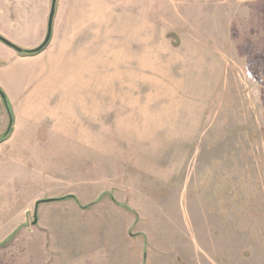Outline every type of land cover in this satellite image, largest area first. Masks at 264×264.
Returning a JSON list of instances; mask_svg holds the SVG:
<instances>
[{"label":"rangeland","instance_id":"obj_1","mask_svg":"<svg viewBox=\"0 0 264 264\" xmlns=\"http://www.w3.org/2000/svg\"><path fill=\"white\" fill-rule=\"evenodd\" d=\"M46 1L0 0L1 33L36 43ZM55 6L38 63L0 43V147L29 162L25 205L0 219V264L84 250L93 264L100 250L112 264H264V0ZM49 198L51 220L34 224ZM39 225L54 251L34 247Z\"/></svg>","mask_w":264,"mask_h":264},{"label":"crops","instance_id":"obj_2","mask_svg":"<svg viewBox=\"0 0 264 264\" xmlns=\"http://www.w3.org/2000/svg\"><path fill=\"white\" fill-rule=\"evenodd\" d=\"M51 0H47L46 3H45V9L43 11V18H42V23H43V31H44V36L41 37L36 43H33V45H29L27 48H23L21 47L23 50L25 51H30V50H34L35 48L39 47L41 44H42V41L44 42L45 38L46 37V31L47 30V25H48V21H49V15H50V5H51ZM2 12V10L0 11V13ZM3 14V12H2ZM53 33L55 32L53 29H52ZM2 31L0 30V36L6 38L7 40H10L9 38H7L3 33H1ZM44 39V40H43ZM52 40V39H51ZM10 42H12L10 40ZM41 42V43H40ZM51 42V41H50ZM50 42H49V45H50ZM0 43H2L0 41ZM13 43V42H12ZM14 44V43H13ZM2 45H5L2 43ZM17 45V44H15ZM48 45V46H49ZM7 46V45H6ZM37 46V47H36ZM47 46V47H48ZM9 47V46H8ZM46 47V48H47ZM14 50V49H13ZM17 54H18V58H20L19 56H21V59H25V58H28L30 60H34L36 62L37 60V63H38V60H39V54L37 56H33V57H28V56H25L24 54L22 55V53H18L17 51H15ZM43 68L45 69H48L49 67H47L46 64L42 65ZM11 68V63L8 62V58L7 57H3L2 55H0V71H9ZM40 73V71H39ZM38 73V75H39ZM3 88L5 93L9 94V90L2 84V82H0V89ZM11 99V102L14 103L15 102V98L14 97H10ZM1 101V100H0ZM1 103V102H0ZM4 104V102H2ZM1 105V104H0ZM6 111V115H8V111ZM7 121L6 119H3L0 120V128L1 130L2 129H6L7 128ZM3 132V130L1 131V133ZM8 132V130H7ZM3 146L0 147V155H5L4 159H0V174L1 173H6V178H4L5 180H1L0 181V189H3V196L0 197V204H2L4 206V209H0L1 211V214L0 215V219H9V217H7V213H8V209L9 207L13 206V205H18L22 202V204L25 205V202L23 201H18V197H17V194H16V190H19L22 189V185H24L25 187H27V184L26 182L22 183L18 177L19 174L24 176V173L23 172H28L27 170L29 169V162H26V160L22 159L23 155L20 154V157L21 159L19 160V155L16 156H12V155H8L7 150H4L2 149ZM4 153V154H3ZM13 157V159L11 158ZM28 164V165H27ZM28 166V167H27ZM14 168V170H13ZM10 169H12L11 171L12 172H17V175H12V174H9L8 172H11L9 171ZM9 174V175H8ZM9 176V177H8ZM18 176V177H17ZM7 191V192H6ZM13 194V195H12ZM4 197L7 199H4ZM53 198H49V199H43V200H39V201H36V205H35V213H34V216H35V219L39 222L40 220L42 221H45L46 219H50V216L51 215H47L45 214V212L42 213V208L45 206V205H49L50 203H53V201H50L52 200ZM27 203V202H26ZM43 205V206H42ZM5 215V217L3 216ZM39 216V218H38ZM68 218V216H67ZM127 224L128 223H125L124 226L125 228L127 227ZM41 225V224H40ZM39 225V228H37L38 231H36L34 234V240H33V245L34 247L36 248V250L40 251L43 249V245L45 243V241H49L50 245V250L54 251L53 250V243L55 242L56 243V235H55V230H54V227L53 226H50L48 225V227H42ZM115 224H108V227H107V230L111 232V234L108 235V239H105V237L103 238L102 240V243H108V244H112L113 245V242H114V237L115 235H113V233L115 234ZM101 243V241H100ZM43 251V250H42ZM95 254H92L91 256H94ZM89 253L87 250H84V253L81 252L80 253V256L76 257V256H71L68 260V263L66 264H93L91 263L90 261H88L89 259ZM97 256L96 258H92L93 260L96 259L97 261V264H112L111 262V258H112V254L109 253V252H101L98 251L97 252Z\"/></svg>","mask_w":264,"mask_h":264},{"label":"water","instance_id":"obj_3","mask_svg":"<svg viewBox=\"0 0 264 264\" xmlns=\"http://www.w3.org/2000/svg\"><path fill=\"white\" fill-rule=\"evenodd\" d=\"M55 5H57V0H52V5H50L51 6V11H50V15H49V18H48L49 19V21H48V30H46L47 31V35L45 37L44 42H42V44L39 47L35 48L34 50L25 51L22 48L18 47L17 45L13 44L12 42H10L9 40H7L6 38H4L2 36H0V41L3 44L9 46L10 48H13L18 53H22L23 54L24 52H32V53H37L38 54V53L42 52L49 45V42L51 41L52 32H53L52 29H53V23H54V18L53 17H55V13H56V6ZM0 96L3 99V101L5 102V104H7L6 95L3 94V92L1 90H0ZM11 127H12V120L10 122L9 129H11ZM9 129H7L8 132L10 131ZM36 223H37V220L35 219L34 224H36Z\"/></svg>","mask_w":264,"mask_h":264},{"label":"trees","instance_id":"obj_4","mask_svg":"<svg viewBox=\"0 0 264 264\" xmlns=\"http://www.w3.org/2000/svg\"><path fill=\"white\" fill-rule=\"evenodd\" d=\"M23 54L26 55H36L37 53H32V52H24ZM40 54V53H39ZM5 138H7V135L5 136Z\"/></svg>","mask_w":264,"mask_h":264}]
</instances>
